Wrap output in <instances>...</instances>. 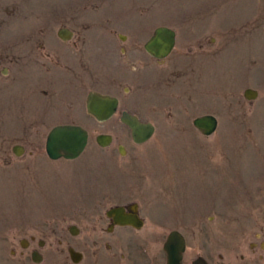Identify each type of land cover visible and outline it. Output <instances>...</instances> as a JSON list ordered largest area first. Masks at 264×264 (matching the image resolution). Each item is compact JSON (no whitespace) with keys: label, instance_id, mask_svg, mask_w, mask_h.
<instances>
[{"label":"rangeland","instance_id":"374dc122","mask_svg":"<svg viewBox=\"0 0 264 264\" xmlns=\"http://www.w3.org/2000/svg\"><path fill=\"white\" fill-rule=\"evenodd\" d=\"M158 27L177 34L163 61L144 48ZM62 28L73 32L71 41L58 37ZM31 42L44 64L57 62L51 70L32 62ZM1 55L12 61L14 80L0 91V149L22 145L23 159L41 156L19 174L0 166V264H19L12 254L19 247L7 238L18 224L38 225L46 242L41 264H73L70 248L83 254L80 264H128L125 249L93 243L100 217L132 203L145 220L133 231L139 241L157 235L138 246L136 263L165 264L163 245L180 222H191L214 198L237 206L256 186L264 193V0H0ZM80 70L86 78H72ZM247 89L258 91L257 99L247 100ZM99 91L120 100L104 123L86 109L89 93ZM124 110L156 126L150 141L133 142L120 120ZM208 114L219 127L207 137L193 121ZM65 123L85 128L89 146L78 160L47 159V135ZM102 134L113 137L105 149L96 142ZM99 180L104 190L93 186ZM130 182L135 190L117 191ZM72 226L80 234L72 236ZM125 239V232L113 235L115 246Z\"/></svg>","mask_w":264,"mask_h":264},{"label":"flooded vegetation","instance_id":"af4514ba","mask_svg":"<svg viewBox=\"0 0 264 264\" xmlns=\"http://www.w3.org/2000/svg\"><path fill=\"white\" fill-rule=\"evenodd\" d=\"M123 37L125 38V36H121V38ZM33 40H36V38H33L32 41ZM31 48L34 51V53L30 55V59L32 60L33 63H36L37 65L39 64L41 67L47 70H51L50 69L51 66L57 63V62L55 63V60L53 59L50 66H47L42 62V53L39 47H37V44L31 42ZM148 55L154 58L150 54ZM158 61H163V60H158ZM11 62L12 61L6 59V55L0 56V91H2L5 87L8 86V84H10L14 80V76L11 72V68L14 65L10 64ZM76 67H77L76 65H70L71 71L74 72V74L77 73ZM101 71L104 73V67L101 68ZM59 75L63 76L61 72H59ZM72 78H75L77 80L85 79L86 77L84 75V70H80L79 74H77L76 76H72ZM98 79H100V65H99V69L96 72V80ZM97 87L98 89H100L99 87L101 86L98 85ZM91 93H96L103 96H109V95L101 94L100 91L91 92ZM91 93H89V95ZM87 101H88V97H87ZM87 101H86V109H87ZM119 107H120V100H119ZM124 112H128L129 114L135 116L142 123L152 124L154 126V133H156V126L153 123L142 121L138 115H135L130 111L124 110L122 114ZM89 116L94 118L91 115ZM65 124H72V123H65ZM72 125H77V124L75 123ZM55 127L56 126H54L50 130V132ZM125 127L129 129L127 126ZM50 132L48 133L46 138L44 153L42 152L44 154L42 156L46 157L47 159H50L46 147L47 139ZM1 147H4V145H1ZM0 152L2 153L3 156H5V159L0 161V166L5 168L4 169L5 172L9 170V171L17 172V174H19L20 168L28 166L30 162L33 161L32 159L37 160L41 156L38 155L32 159H26V160L23 159L26 153V149L22 145L13 146L11 151L10 149L6 150V148H1ZM31 152L34 153V151ZM125 152L127 153L126 149ZM33 153H30L29 156L33 157L35 155ZM11 176L18 177V175L16 176L15 174L14 175L11 174ZM259 183L260 182H257V185ZM93 186L95 188L97 186L100 187V190H104L103 187H105L103 183H101V180H99L98 184L94 181ZM136 187L137 185L135 183L130 182L129 184L119 186L117 191H120L121 189L126 190V188L128 190H135ZM256 187L254 189H256ZM254 189L248 195L243 196L244 202L243 203L242 201L238 202L237 206H230L227 201L228 197H225L224 199L214 198V200L210 202L209 208L203 209L202 211H200V213L196 214L197 216L191 222L188 223L180 222L179 227L181 228L180 229L181 231L179 230L177 231L182 234V237L184 238L185 241V249L182 254L181 264H264V193L261 191H254ZM100 190H99V196H100ZM108 192H114V191H108ZM220 200H226V202L225 203L218 202ZM118 207L124 208V213L126 215L131 216L137 214L140 217V219L143 220L145 225V220L141 216V208L138 203L111 207L109 208V210L105 212V218L104 215L100 217V227H101L100 239L95 241L93 245H96L99 248L125 249L127 251L126 260L128 261V264H132V263L137 264L135 255H137L138 246L140 245L142 248H144L145 247L144 244L148 242L151 243L153 240H155L157 235L152 239L150 235L147 239H142L139 241V236L135 235L133 231L141 230L144 227V225L141 228H136L133 226H122L116 222L114 217L108 216V212ZM49 214H52V211L49 212ZM204 214H213L215 216L210 217L209 220L206 221V218L202 216ZM104 221H105V226L103 227L102 225ZM14 226L19 228L16 231L15 235L12 234L7 235V238L9 239L8 240L9 243L19 247V250L17 248V251L15 250L12 252L13 255H17L19 256V258H13V259L18 260L17 263L19 264H41L42 261H44V257L40 253L39 249L45 247L46 242L38 239V235H37V232L39 231L38 225L33 224L32 226H30L29 224H20V225L18 224ZM156 226L159 227V225ZM3 231L5 232L7 230L5 229ZM118 232H125L126 239L125 241H121L119 243L116 242L118 246H115L113 241V235H115ZM69 233L72 236H77L78 234H80V229L76 226H72L69 229ZM127 234L129 235L127 236ZM162 250L164 251V245ZM163 255H165V259L167 263V254L165 251L163 252ZM140 256L146 258V256L142 254H140ZM117 258L119 261V257ZM120 258H125V257L120 256ZM159 258L160 257L156 256L154 262H156V260H158ZM82 260H83V254L81 261ZM147 261L149 260L147 259ZM98 263L100 264V258Z\"/></svg>","mask_w":264,"mask_h":264},{"label":"water","instance_id":"95a60500","mask_svg":"<svg viewBox=\"0 0 264 264\" xmlns=\"http://www.w3.org/2000/svg\"><path fill=\"white\" fill-rule=\"evenodd\" d=\"M58 36L63 41L72 39L73 34L68 29H60ZM176 45V33L170 28L160 27L155 30L153 37L145 44V50L154 58L163 60L170 56ZM257 92L248 89L245 96L250 99H256ZM118 108V100L113 97L103 96L91 93L87 101V111L99 122H105L112 118ZM132 133L133 141L137 144L147 142L154 134V127L151 124H143L136 117L127 112L123 113L121 118ZM194 126L203 135L210 136L218 128V120L213 115H204L194 120ZM98 144L106 148L112 144V137L101 135L97 139ZM88 144V132L79 126L61 125L55 127L47 139V153L52 160L66 159L75 160L81 156ZM122 155L125 154L124 148L119 149ZM109 217H114L116 222L122 226H133L141 228L143 221L137 214L126 215L124 208H115L108 212ZM165 251L168 256L167 264H181L182 254L185 249V241L182 235L172 232L165 244ZM71 259L74 263H79L82 255L70 250Z\"/></svg>","mask_w":264,"mask_h":264}]
</instances>
